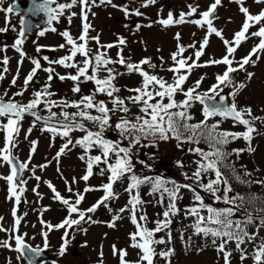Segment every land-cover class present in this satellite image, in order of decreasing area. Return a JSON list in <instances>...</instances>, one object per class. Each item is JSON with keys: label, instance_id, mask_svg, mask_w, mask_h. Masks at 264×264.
<instances>
[{"label": "snow or ice", "instance_id": "snow-or-ice-1", "mask_svg": "<svg viewBox=\"0 0 264 264\" xmlns=\"http://www.w3.org/2000/svg\"><path fill=\"white\" fill-rule=\"evenodd\" d=\"M55 2L56 0H41L40 3H37L36 0H32V6L27 11L32 15L44 13L48 17L47 23L51 25L53 21L59 20L66 9L79 5L81 7L82 32L77 40L68 30L63 31L61 35L66 43L59 45V48L66 49L67 54L56 60H50L46 55L43 56L42 59L48 62V67H42L40 59L32 58L33 67L26 75L21 90L7 100L0 97V118L6 120L5 123H0V131L4 133L3 147H0V161L10 166V174L0 178L6 180L10 198L15 199L16 205L20 204L21 196L25 191L23 185L26 184L23 173L29 169L31 155L37 150V141H31L29 162H19L12 154L17 147V138L22 121L26 116H30L33 119L27 134H30L38 123H42L41 130L49 133L52 141L56 138L62 139L63 143L55 156L57 161L72 148L79 147L82 150L79 159L86 165L85 174L81 177L83 181H89L94 174V168L103 165V167H99V174L105 176L107 182L103 183L99 190H102L104 195L96 204L86 210L87 213H94L101 206L107 207V202L118 198L114 193V185L117 182L128 181L124 189L129 197L127 204L120 208L116 215L112 216L108 226L114 227L116 222L123 218L121 214L129 213L130 222L135 226V231L129 234V246L137 250L138 258L135 262L127 261V251L119 250L113 245V255L118 256L119 264H155L156 258H162L170 264V258L174 253V249L168 247L172 241L171 225L173 218L181 212L177 202L181 198L182 189L192 193L194 202L192 206L184 209L185 218H194L189 227L195 236L202 237L206 242L211 241L212 246L222 257L224 264H231L233 252L239 253L241 262L251 256L253 264H264V237L259 236V231L264 229V196H257L250 192L241 194L235 192L233 187V182L248 187L252 184L264 187V180L250 179L252 173L246 169L242 173L237 172L235 163L230 159L233 155L239 157L244 151L249 153L254 151L251 143L254 134H259L255 127V121L262 120V118L255 116L251 107H239L235 102L239 92L246 87V83L243 81L234 82L233 74L244 72L246 80L249 81L254 75V73L247 72V66H255L261 58V54H264V9L258 14H252L249 8L245 6V0H230L239 6V12L244 16L240 30L234 33L231 41L225 39L222 31L214 26V20L217 18L216 12L222 0H214L203 12L198 13V6L189 5V11L187 13L181 12L178 18L174 19L173 14L169 12L166 19H160L158 23L164 27L191 23L206 31L199 48L194 52V59L192 56L185 57L183 55L187 49L179 43L180 34H176L177 51L171 53L170 59L173 66L167 69L173 73L172 82L169 83L162 77L150 74L144 69L145 65L152 69L156 68L150 58H144L137 63L126 60L123 55V46H126L127 41L124 37H118L116 43L107 45L100 43L99 35L90 37L91 24L88 22V15L90 8L96 5L97 0H71L70 3H58L56 7H51ZM155 2L156 0H144L142 7ZM255 2L264 4V0H255ZM98 3L99 5L118 7L113 3V0H98ZM14 7L15 5L9 7L7 11L12 13ZM122 10L126 16L143 15L139 10L130 13L126 5L123 6ZM75 15L76 13H73L68 17L69 23ZM194 16H198V18L189 19ZM20 25L18 38L12 45V48L21 58L18 64H22L26 58L22 45L25 43L26 34L33 27L25 19L20 20ZM148 26L151 27V25ZM135 27L139 31L142 25L137 24ZM254 27H257V30L251 31ZM50 30L56 31L55 28ZM0 31H7V29H0ZM47 31H49L48 28L39 31V36H45ZM212 35L220 38L224 43L225 55L220 59H210L207 62L198 63L205 54V48L209 45V37ZM252 37L259 38V42L248 55L235 60L234 54L238 48ZM90 40L97 45L95 52L88 47ZM7 47L5 45L2 50L7 51ZM113 47L118 48L115 60L108 55L107 51ZM188 48L195 49L196 45H188ZM52 50L55 51L56 49ZM40 51L41 48L37 47L36 52L39 53ZM8 63L9 58L4 56L2 60V64L5 65L3 73L8 71ZM53 64L65 69H74L75 74L60 75L51 66ZM115 65L123 66L125 72H119L114 67ZM210 65L225 66L223 73L217 74L216 83L208 91L200 93L197 90L203 81V77H201L195 82L194 87L185 90L184 85L192 71ZM41 70L47 73V82L40 89L33 91L32 98L26 103L17 101L15 97L25 95L29 85L34 81V77ZM3 73H0V80L5 78ZM102 73L104 75H101ZM124 74H138L142 78L139 87L129 89L133 95L128 97H121L119 95L121 89L115 84L117 78ZM18 76L19 68L17 75L11 81L13 86L16 85ZM54 76L58 77L60 81H73L74 85L71 89L73 93L81 92V82H92L94 89L90 94L82 95L78 100H53L51 97L54 93L50 89ZM225 88L230 89L227 94L224 93ZM178 93H182L183 100L178 101L176 99ZM4 95L7 96V92ZM98 95L106 96L108 100H98L96 98ZM194 102H198L202 106L203 119L198 123H190L193 117L190 115L189 109L192 108ZM129 104L138 109L132 118L128 116L131 112ZM54 108L60 109V111H53ZM69 108L75 109V111L69 112L67 110ZM41 109L47 115L41 116L39 114ZM117 113L120 115L113 123V116ZM214 117L220 119L214 123H209V120ZM226 120H231L234 127L242 126L244 131L221 130V124ZM77 131L82 135L74 140L72 133ZM108 131H114L118 139L108 138L106 136ZM241 139L248 145L246 149L226 150L227 145ZM169 140L177 141V147H181L185 143L193 145L204 143L207 145V150L198 146L188 149L190 153L198 157L194 161L196 168L192 174H184L185 179L192 181V183L180 184L160 176L141 177L135 172L133 162L135 148L139 146L155 147L159 142ZM124 141H127L126 145ZM93 150L98 151L99 154L92 155ZM137 163L149 167L145 161L137 160ZM177 163L183 167L181 162ZM42 167H46V165ZM205 177H208L207 182H204ZM35 179L39 180L40 177L36 176ZM18 185H20L19 188ZM142 186H147L149 188L147 195L157 197L156 203L164 208L162 214H158V216L162 215V218L153 221L155 227L152 229L147 227L148 217L143 210L144 204L152 203V201L142 199L140 193ZM48 187L55 193L54 199L67 207L69 217L72 214L78 215V218L64 219L62 223L55 226L56 228H65L66 226L71 228L86 221L85 211L78 207L85 199L83 194L77 195L75 201L70 202L51 183L48 184ZM197 189L208 194L213 199V203H223L226 206L218 208L205 203V198ZM93 190L96 189L86 187L84 192ZM68 191L71 192L72 189L69 187ZM165 201L167 202L165 203ZM108 210L111 212L110 208ZM138 213H140L139 217ZM12 214L14 217L16 216L15 208ZM87 222L93 223L95 221L88 217ZM20 223V218L17 217L15 225L19 226ZM253 225H255V229L249 231V227ZM53 227L51 224L47 225L48 229ZM165 231L167 239L157 238V233ZM43 235L47 238L48 232H44ZM64 236L67 237L68 233L65 232ZM181 240H184L182 233ZM257 240H259L258 244L256 243ZM185 243L187 247H191V238ZM67 244L68 241L65 239L64 245L60 248L61 255L64 254ZM246 244L253 245L251 253L244 247ZM15 245V250L28 260V264H34L35 258L40 256L43 251L40 248L29 247L19 235L15 236ZM157 245H165V250L158 252ZM3 246H8L7 241L3 242ZM47 246L46 242L44 247L47 248ZM206 246L207 243L202 247ZM26 249L27 251H25ZM198 250L201 249L198 248Z\"/></svg>", "mask_w": 264, "mask_h": 264}, {"label": "rangeland", "instance_id": "rangeland-1", "mask_svg": "<svg viewBox=\"0 0 264 264\" xmlns=\"http://www.w3.org/2000/svg\"><path fill=\"white\" fill-rule=\"evenodd\" d=\"M214 0H156L154 4L142 7L144 0H122L115 2L118 7L111 9V19L107 18L106 14L100 15L101 28L106 24L109 26L108 32L103 31L100 43L111 39V43H116L118 37H124L127 41L126 46H123V55L126 60L137 63L144 58H150L151 62L156 65L155 69L149 68L147 65L144 69L150 74H156L162 77L169 83L172 82L173 73L167 71L169 67L173 66L170 59L171 53L177 51L178 41L175 39L177 33L180 34L181 39L179 43L186 47V52L183 54L185 57L192 56L194 59V52L199 48L200 42L206 35L204 29L199 28L191 23L182 25H172L164 27L158 23L160 19H166L168 16L167 9L172 7L173 17L178 18L181 12L187 13L189 5L196 3L198 6V13L206 11L207 8L213 3ZM122 5H126L130 13L139 10L143 13L142 16L122 15ZM245 6L249 8L252 14H258L264 9L263 4H257L255 0H247ZM214 26L222 31L225 39L231 41L234 33L239 31L244 20V16L239 12V6L230 0H222L218 6ZM198 18V16L196 17ZM118 19V20H115ZM193 19V18H189ZM142 25L139 31L136 30V25ZM148 25H151L149 27ZM258 27V26H257ZM257 27L251 29L256 31ZM259 42V38L252 37L243 42L234 54V59L248 55L251 49ZM195 44L196 48H188V45ZM118 48L113 47L109 50V56L112 59L117 58ZM11 52L9 50L8 54ZM225 45L222 40L215 35L209 37V45L205 48V54L200 58L198 63L207 62L210 59H220L225 55ZM161 58H163L161 60ZM256 59V57H253ZM191 63V61H189ZM235 66V65H234ZM114 67L121 73L125 72L123 66L115 65ZM8 71L3 73L5 78L0 80V90L2 97L7 100L13 96L14 93L20 91L23 87L24 79L30 72L27 69H20L17 83L15 86L11 84L14 76L17 75V69L13 63L8 66ZM225 70L223 65H210L207 67L196 68L192 71L184 88L187 90L195 86V82L203 77L200 88L197 90L204 93L216 83L217 74H222ZM60 75L75 74V70H55ZM247 72L254 73L252 79L246 80L244 72L233 74L234 82H245L246 87L239 92L235 102L239 107H251L255 116L261 117L264 120V54L255 64V66H247ZM101 75H104L103 73ZM47 82V73L38 71L34 81L29 85L28 91L25 92L23 97H19L21 101L26 103L32 98V92L40 89ZM142 78L138 74H124L117 78L115 84L121 89L119 95L121 97H128L133 95L129 89L137 88L141 85ZM74 82L71 80L60 81L58 77L54 76L51 81V91L54 95L51 97L53 100L67 99L78 100L82 95H88L94 89L92 82H81L80 93H73L71 91ZM230 89L225 88L224 93L227 94ZM7 92V96H5ZM98 100H108L106 96L98 95ZM178 101L183 100L182 93L176 96ZM231 99V98H229ZM127 103V101H126ZM111 107V104H109ZM131 112L128 114L132 118L138 112L136 107H132ZM75 111V109H71ZM53 111L59 112L57 109ZM71 111V112H72ZM190 115L193 117L192 122H200L202 117V106L198 102H194ZM45 116L47 113L42 109L39 113ZM95 114V113H93ZM117 118L120 113H117ZM219 117H214L209 120V123H214ZM262 120L255 121V127L259 134H254L251 147L254 149L251 153L244 151L242 153L243 164H246L248 169L254 175L262 176L264 178V122ZM32 124L23 120L20 128V133L17 138V147L13 150V155L19 162H29L31 151V141H37V150L31 155L29 162V169L24 172L23 178L26 184L23 185L25 191L21 196V202L16 205L15 199L10 198L8 192V184L6 180L0 178V240L13 239L11 245L15 244V236H21L24 241L31 240L35 248H45L47 242L48 254L51 255L49 264H119L118 256L113 255V245L119 250H126L128 255L126 260L135 262L138 258L137 250L131 248L129 234L135 231V226L131 224L129 213L125 212L122 219L116 222L114 227H109L112 216L119 212V209L124 207L128 201V193L124 191L128 181L117 182L114 185V193L118 198L112 199L107 202V207L101 206L94 213H87L86 210L104 195L100 186L105 183L106 177L99 174V167L94 168V174L90 177L89 181L85 182L81 177L85 174L86 165L79 159L82 150L79 147L72 148L71 151L66 152L59 161L55 159L56 153L61 147L63 141L61 138H56L54 141L50 139V134L41 130L43 124H37L30 134L27 130ZM221 130H228L233 132L244 131L242 126H233V123L226 120L221 124ZM27 134V135H26ZM82 135L80 132H73L72 137L75 140ZM4 133L0 131V147H3ZM144 142L142 141V144ZM237 146L239 148H247L248 145L245 141L238 140ZM143 147V146H139ZM190 147H197V145L190 144ZM198 147L202 148L200 145ZM140 153L146 164H158L156 168H165L171 172L169 181H176L182 183L183 177L179 174V170L175 168V161L185 163L187 162L194 169L196 164L194 161L198 157L189 151H181L177 147V141L169 140L166 142H159L155 147H143ZM204 149V148H203ZM92 155L99 154L98 151L93 150ZM139 164V163H137ZM46 165V167H42ZM140 165V164H139ZM186 165V163H185ZM187 166V165H186ZM188 167V166H187ZM192 168V169H193ZM138 169H143L141 173L143 176H148L144 172V168L140 166ZM10 174V167L3 161H0V177H6ZM39 176L40 179L36 180L35 177ZM141 176V177H143ZM214 178V177H213ZM51 185L70 202H74L77 195L83 194L84 201L78 206L80 210L85 211L86 221L81 222L80 225H74L71 228H56L55 226L62 223L66 218H78L77 214H72L69 217L67 207L62 202L54 199L55 193L48 187ZM171 186V185H169ZM20 185H18V188ZM72 191L69 192L68 188ZM86 187H91L93 191L84 192ZM182 195L177 206L181 209L180 214L173 218L171 225L172 241L168 245L174 249V253L170 258V264H224L220 254L212 246L211 241L207 242L202 238L195 236L193 230L189 227L193 223L192 217L185 218L184 209L188 207L192 201V193L186 189H182ZM149 188L142 186L140 189L141 197L144 201H152V203H145L143 206L144 212L148 217L147 227L154 228L155 221L162 218L164 208L156 203L157 197L149 196L147 193ZM167 201H165L166 203ZM16 209V216H20V225L17 227L16 234L14 233L15 217L13 216V209ZM111 209V212L108 209ZM138 213V217H139ZM90 217L93 223L87 222ZM51 224L54 227L48 229L47 225ZM255 225L249 227V231H253ZM48 232L47 238L43 233ZM67 232L68 236L65 237L64 233ZM181 233L184 240H181ZM157 238L163 237L167 239L166 231L157 233ZM259 236L264 237V230L259 231ZM191 238V247L186 246V241ZM67 239L68 244L65 248L63 255L60 254V248L64 245V240ZM207 243L206 247H202ZM259 243V240L256 241ZM1 245V244H0ZM249 253L253 250V245L246 244ZM200 248L201 250H198ZM157 251L165 250V245H157ZM102 253V255H101ZM155 264H169L162 258H156ZM231 264H253L251 256L241 262L239 253L233 252L231 257Z\"/></svg>", "mask_w": 264, "mask_h": 264}, {"label": "flooded vegetation", "instance_id": "flooded-vegetation-1", "mask_svg": "<svg viewBox=\"0 0 264 264\" xmlns=\"http://www.w3.org/2000/svg\"><path fill=\"white\" fill-rule=\"evenodd\" d=\"M122 0H113L115 2H121ZM37 3H40L41 0H36ZM71 0H56L51 7H56L58 3H70ZM247 0H245V3ZM197 6L196 3H193ZM192 4V5H193ZM14 7L12 13H9L7 9L9 7ZM32 6V0H2L0 3V29H7V31H0V70L3 71L5 65L2 64L4 56L9 58V63H13L15 69H27L31 70L33 65L31 63L32 58L40 59L42 67H48L49 64L47 61L42 59L43 56H48L50 60H56L67 54L66 49L59 48V45L66 43L65 39L62 37L61 33L65 30H68L74 39L79 38L82 32V19L80 17L81 7L79 5L73 6L70 9H66L63 14H61L59 20L53 21L51 25L47 23L48 17L44 13H39L36 15L30 14L27 10ZM121 6V5H120ZM122 5L121 7H123ZM264 6V4H263ZM114 7L110 5H99L98 0L95 6H92L88 15V22L91 24L90 37H95L99 35L101 40L103 31L108 32L109 26L106 24L101 28L100 20L101 14L107 13V18L111 19V9ZM171 12L173 14L172 7L167 9V13ZM73 13L76 15L72 18L69 23L68 17ZM124 15L123 10L121 11ZM94 14V15H93ZM26 17L27 21L33 26L30 33L25 37V43L22 45L23 51L26 53V58L23 60L22 64H18V61L21 59L19 54L12 48L14 41L18 38V32L20 29V20ZM197 16L190 17L196 18ZM118 20V19H115ZM48 28L49 31L46 32L45 36H39V31ZM55 28L56 31L53 32L50 29ZM111 43V39L104 41L102 45H107ZM7 45V51H3L4 46ZM40 47L41 51L36 52V48ZM88 47L95 52L97 45L94 41H89ZM52 49H56L53 51ZM9 50L11 52L8 54ZM110 50V49H109ZM109 50L108 54H109ZM80 59L79 57L77 58ZM7 65V66H8ZM55 70H67L59 65H51ZM74 70V69H72ZM42 71V70H41ZM83 79V78H82ZM17 227H14V233L16 234ZM7 241L8 246H3V242ZM13 239H2L0 240V264H28V260L25 257H22L20 253L15 250L16 245H11ZM25 243L31 247L35 248L31 240L27 239ZM43 249L40 256L36 257L34 264H49L51 261V255L48 254L46 248ZM27 251V250H26Z\"/></svg>", "mask_w": 264, "mask_h": 264}, {"label": "trees", "instance_id": "trees-1", "mask_svg": "<svg viewBox=\"0 0 264 264\" xmlns=\"http://www.w3.org/2000/svg\"><path fill=\"white\" fill-rule=\"evenodd\" d=\"M67 110L69 111V109H67ZM117 119H118L117 118V115H114L113 116V123H115ZM5 122H6V120L4 118H1L0 119V123H5ZM28 123L31 124L32 123V120L29 119L28 120ZM190 123H196V122L190 121ZM106 136L108 138H110V139H113V140L118 139V136H117V134L114 131H108V132H106ZM237 141H235V142L230 143L229 145H227L226 146V150L227 151H231L232 149H239V147L237 146ZM124 144L126 145L127 144V141H124ZM189 145L190 144H187V143L183 144L180 147L181 151L187 152L188 149H189ZM199 145L202 148H204L205 150H207V145L206 144L200 143ZM142 150H146V149L143 148V147H137V148L134 149V154H133V162L135 164V172L138 175H140V176H143V173H141V171L143 169H138V168H140V166H141L142 168H144V170L146 169L145 166H143L141 164L140 165L137 164V160L145 161L144 158L141 156L143 154L140 153ZM241 155H242V153H241ZM241 155L239 157H237L235 155H233L232 157H230V159L235 163V167H236L237 172L242 173L246 169L248 172H251L252 173V176L250 177V179H252V180H256V179L264 180V178L262 176L254 175L253 172L248 169L247 165L246 164H243L241 162V160H242V156ZM185 163H186V165L188 167L185 165ZM185 163H182L183 164V167L179 166L176 161H175V164H174L175 165V168L179 170V174L181 175V177H183L182 183L179 182L180 184L192 183V181H189V180H186L185 179V175L184 174L187 173L188 175H191L192 172L195 169L193 167H191V165H189L187 162H185ZM147 165H149V167H147V169L144 172H146V174H148V176H153V177L159 176L158 170L156 169V166L155 165H153V164L150 165L149 163ZM207 178L208 177H205L204 178V182H207ZM106 182H107V179L105 180V183ZM233 187H234V191L235 192H238V193H241V194H244L246 192H250V193L255 194L257 196H264V187H261L260 185L252 184L250 187H248V186L239 185V184H236L235 182H233ZM197 190L200 191V194L205 198V203L212 204L214 207H218V208H222V207H225L226 206L223 203H213V199L208 194L204 193L203 191H201L199 189H197ZM230 195H231V193H230ZM193 203L194 202H193V199H192V201H191V203H190L189 206H192ZM202 214H206V213H202Z\"/></svg>", "mask_w": 264, "mask_h": 264}, {"label": "water", "instance_id": "water-1", "mask_svg": "<svg viewBox=\"0 0 264 264\" xmlns=\"http://www.w3.org/2000/svg\"><path fill=\"white\" fill-rule=\"evenodd\" d=\"M217 102H219V101L217 100ZM159 172H160V175L163 177H167L170 173L167 169H160Z\"/></svg>", "mask_w": 264, "mask_h": 264}]
</instances>
